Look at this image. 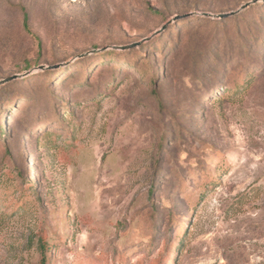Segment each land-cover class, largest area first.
<instances>
[{
	"label": "rangeland",
	"instance_id": "obj_1",
	"mask_svg": "<svg viewBox=\"0 0 264 264\" xmlns=\"http://www.w3.org/2000/svg\"><path fill=\"white\" fill-rule=\"evenodd\" d=\"M251 1L0 0V264H264Z\"/></svg>",
	"mask_w": 264,
	"mask_h": 264
},
{
	"label": "water",
	"instance_id": "obj_2",
	"mask_svg": "<svg viewBox=\"0 0 264 264\" xmlns=\"http://www.w3.org/2000/svg\"><path fill=\"white\" fill-rule=\"evenodd\" d=\"M260 1H263V2H264V0H254V1L248 2L247 4H245L244 6H242L239 10H237V11H235V12H232L231 14H224V15H221V16H219V17L223 19V18H227V17H229V16H234V15L240 13L241 11L246 10V9L249 8L251 5H253V4H257V3L260 2ZM131 47H133V45H131V46H123V47H118V48L115 47V48H116V49L126 50V49H130ZM104 50H105V49H104ZM98 51H99V50H98ZM94 52H96V51H94ZM89 54H90V53L85 54V55H82V56H79V57H77V58H75V59H78V58H81V57H85V56H87V55H89ZM47 68H48V67H46V66H42V67L39 68V70H43V69H47ZM33 72H34V71H31V72L27 73V74L24 75V76H29V75H31ZM24 76H14V77H11V78H7V79H4V80H1V81H0V86L6 84V83H8V82L14 81V80H16V79H18V78L24 77Z\"/></svg>",
	"mask_w": 264,
	"mask_h": 264
},
{
	"label": "trees",
	"instance_id": "obj_3",
	"mask_svg": "<svg viewBox=\"0 0 264 264\" xmlns=\"http://www.w3.org/2000/svg\"><path fill=\"white\" fill-rule=\"evenodd\" d=\"M24 27H25L26 30L30 29L28 15H25ZM3 130H4V132H7V128L6 127H4ZM7 179H9V174H7V173L2 174V175L0 174V181L7 180ZM41 245H42V250H43V256H42V260H41L40 264H47V257H46V254H45L44 243H42Z\"/></svg>",
	"mask_w": 264,
	"mask_h": 264
}]
</instances>
